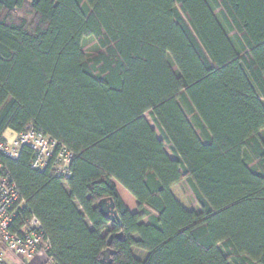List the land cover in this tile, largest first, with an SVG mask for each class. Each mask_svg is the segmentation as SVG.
<instances>
[{"label":"trees","instance_id":"trees-1","mask_svg":"<svg viewBox=\"0 0 264 264\" xmlns=\"http://www.w3.org/2000/svg\"><path fill=\"white\" fill-rule=\"evenodd\" d=\"M29 125L73 153L62 180L0 151L57 264H264V0H0V141Z\"/></svg>","mask_w":264,"mask_h":264},{"label":"built area","instance_id":"built-area-1","mask_svg":"<svg viewBox=\"0 0 264 264\" xmlns=\"http://www.w3.org/2000/svg\"><path fill=\"white\" fill-rule=\"evenodd\" d=\"M23 146L31 151V169L49 170L62 180L70 177L73 153L40 128L29 125L20 132L4 135L0 141V151L12 159L19 156ZM18 200L17 186L0 163V264H31L38 253L43 255L39 264H57L46 256L47 241L41 248L43 230L37 218H28L18 230L13 227L16 211L23 207Z\"/></svg>","mask_w":264,"mask_h":264},{"label":"rangeland","instance_id":"rangeland-1","mask_svg":"<svg viewBox=\"0 0 264 264\" xmlns=\"http://www.w3.org/2000/svg\"><path fill=\"white\" fill-rule=\"evenodd\" d=\"M30 1V0H28ZM82 48H83V51L85 52V54L87 56L91 55L93 52H95L96 50V43H95V40L92 39V38H86L83 40L82 42ZM145 117L146 119L148 120V122L153 126L148 114H145ZM263 136V134H262ZM166 150L167 152L169 153V150L167 149L166 147ZM170 154V153H169ZM172 193L173 195L175 196L176 200L185 208L187 209L188 211H194L196 210V205L194 203V200H193V197L190 193V191L188 190V188L186 187V185L181 182L180 184L178 185H175L172 187ZM143 222H147L146 219H143ZM112 224H110L111 226ZM210 251L218 256L219 258H222V255L220 253V249L215 246L213 248L210 249ZM135 254L139 257V258H143L144 257V252L143 251H140L138 249H135Z\"/></svg>","mask_w":264,"mask_h":264},{"label":"water","instance_id":"water-1","mask_svg":"<svg viewBox=\"0 0 264 264\" xmlns=\"http://www.w3.org/2000/svg\"><path fill=\"white\" fill-rule=\"evenodd\" d=\"M97 207H98L100 214L106 217L110 222L119 220L115 206L110 199H103L99 201L97 204ZM108 244H109V240H108ZM110 254H111V251L108 248L103 252V259L106 264L111 263Z\"/></svg>","mask_w":264,"mask_h":264},{"label":"crops","instance_id":"crops-1","mask_svg":"<svg viewBox=\"0 0 264 264\" xmlns=\"http://www.w3.org/2000/svg\"><path fill=\"white\" fill-rule=\"evenodd\" d=\"M13 131L11 130H6L4 135H10ZM260 134L264 137V129L260 131ZM3 135V136H4ZM116 189L118 194L120 195L122 201L124 202L125 206L131 211V212H136L137 211V201L135 198L127 192L120 184L115 182ZM43 260V255L38 253L35 260L31 264H39Z\"/></svg>","mask_w":264,"mask_h":264}]
</instances>
